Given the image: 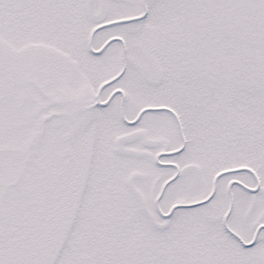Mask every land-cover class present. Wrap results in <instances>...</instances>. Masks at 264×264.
<instances>
[{"label":"snow or ice","instance_id":"6c2138e0","mask_svg":"<svg viewBox=\"0 0 264 264\" xmlns=\"http://www.w3.org/2000/svg\"><path fill=\"white\" fill-rule=\"evenodd\" d=\"M0 264H264V0H0Z\"/></svg>","mask_w":264,"mask_h":264}]
</instances>
